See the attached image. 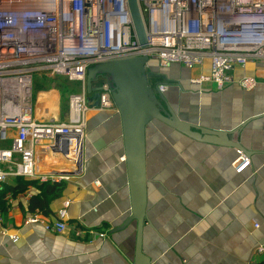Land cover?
<instances>
[{
	"label": "crops",
	"instance_id": "crops-1",
	"mask_svg": "<svg viewBox=\"0 0 264 264\" xmlns=\"http://www.w3.org/2000/svg\"><path fill=\"white\" fill-rule=\"evenodd\" d=\"M163 69L159 76L175 83L169 92L178 100L166 99L180 119L232 132L231 137L252 153L247 157L235 148L199 142L162 122H152L146 135L148 201L143 253L151 264H264V250L258 251L264 247L263 64L249 62L235 68L234 82L223 89L189 84L190 77L209 72V61L194 69L181 64ZM244 77L254 78L251 88L241 86ZM51 92L60 105L58 90L36 93L32 97L36 117L45 111L40 95ZM47 110L51 111L42 119L68 120L69 111L63 115L59 111L55 118L48 117L52 109ZM83 143L79 166L40 150L39 172L65 179L26 180L31 184L24 192L6 194L5 210L0 207L4 217L0 264H135L136 223L115 231L131 215L117 109L90 112ZM47 183H64L61 196L51 198L46 213L29 212L31 197L41 194ZM6 185L15 187L16 180ZM32 217L38 221L31 222ZM61 219L69 224L65 232L46 228Z\"/></svg>",
	"mask_w": 264,
	"mask_h": 264
},
{
	"label": "built area",
	"instance_id": "built-area-1",
	"mask_svg": "<svg viewBox=\"0 0 264 264\" xmlns=\"http://www.w3.org/2000/svg\"><path fill=\"white\" fill-rule=\"evenodd\" d=\"M138 3L146 28L144 44L137 37L128 0H0V144H10L0 146V189L11 179H65L39 172L40 150L80 165L78 146L85 139L88 111L114 106L108 80L100 85L99 105L91 106L86 83L93 66L140 56L149 58L148 69L155 62L162 69L173 64L194 69L209 61V72L190 77L189 84H213L217 89L234 82L237 67L260 62L264 68V0ZM36 73L82 85L69 97L68 120L34 115ZM254 83L251 77L240 81L245 89ZM65 214L62 210L61 218ZM46 228L62 233L69 224L61 219ZM263 250L259 246L258 251Z\"/></svg>",
	"mask_w": 264,
	"mask_h": 264
},
{
	"label": "water",
	"instance_id": "water-1",
	"mask_svg": "<svg viewBox=\"0 0 264 264\" xmlns=\"http://www.w3.org/2000/svg\"><path fill=\"white\" fill-rule=\"evenodd\" d=\"M128 1L137 37L144 44L147 38L146 28L138 0ZM148 62L147 56H140L93 66L88 70L86 83L93 107L99 105L102 89V86L93 87V82L102 78L113 84L112 100L121 118L131 197V215L115 231L124 230L136 223L135 264H151L150 258L143 253L142 246L148 201L146 135L152 122H162L199 142L235 148L247 157L252 153L231 137L232 132L213 130L180 119L159 86L151 85L150 80L157 78L159 74L150 70L153 67L147 68Z\"/></svg>",
	"mask_w": 264,
	"mask_h": 264
},
{
	"label": "rangeland",
	"instance_id": "rangeland-1",
	"mask_svg": "<svg viewBox=\"0 0 264 264\" xmlns=\"http://www.w3.org/2000/svg\"><path fill=\"white\" fill-rule=\"evenodd\" d=\"M153 67L152 69H150L151 71H154L158 74H161L162 71L165 72L166 69H162L158 66H156L155 64L150 66ZM168 73V71H167ZM35 83L33 86V92H32V97H34V95L38 92L41 91H50L51 89H56L58 90L59 94H60V105L57 102V95L55 94V92H51V93H42L40 95V99L39 102L43 103L44 108L43 110L45 111H39V115L38 118H41V115H46L45 113L51 111V110H47V109H52V112L47 115L48 117H55L57 118V114L60 111V114L63 115L65 112L69 111V97L72 93H76V92H80L82 89V85L78 84V83H72L70 81H68L66 78L62 77V76H52V75H43L42 73H36L35 75ZM104 83V79L99 78L97 81L93 82V87L95 86H100L101 84ZM150 83L153 87L160 85L161 87L163 86V90H165L163 93L165 95V97L167 99L172 100H178L177 96H175V94L170 93V88L165 87L166 85L172 86L175 83L171 80V79H165L163 80V77H161V75L158 78H152L150 80ZM95 85V86H94ZM43 98V99H41ZM58 105L60 106V108L58 107ZM59 108V110L57 108ZM38 108H40V105H38ZM55 109L58 110L55 112ZM113 109H116V106L114 104ZM96 111H101V109H95ZM95 110L91 109L90 111H88V114L90 112H95ZM58 112V113H57ZM87 114V115H88ZM46 117V116H45ZM87 119V117H86ZM159 122V121H158ZM87 127V124H86ZM10 144H0V146L3 147H8ZM17 159V157L15 158Z\"/></svg>",
	"mask_w": 264,
	"mask_h": 264
},
{
	"label": "trees",
	"instance_id": "trees-1",
	"mask_svg": "<svg viewBox=\"0 0 264 264\" xmlns=\"http://www.w3.org/2000/svg\"><path fill=\"white\" fill-rule=\"evenodd\" d=\"M44 75V74H43ZM65 78V77H64ZM31 182L24 181L21 178L16 180L15 187L4 186L3 189H0V199L2 210H5V203L3 202L4 197L8 192H14L15 194L24 192ZM65 188L64 183H47L41 188V194L31 197L30 204L28 207L29 212L33 213L36 210L45 211L48 208L51 198L60 197ZM46 213V211L44 212Z\"/></svg>",
	"mask_w": 264,
	"mask_h": 264
},
{
	"label": "bare ground",
	"instance_id": "bare-ground-1",
	"mask_svg": "<svg viewBox=\"0 0 264 264\" xmlns=\"http://www.w3.org/2000/svg\"><path fill=\"white\" fill-rule=\"evenodd\" d=\"M81 138H79L78 140H80ZM79 152H81V148L83 147V141H80V143H79Z\"/></svg>",
	"mask_w": 264,
	"mask_h": 264
}]
</instances>
